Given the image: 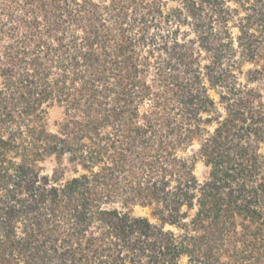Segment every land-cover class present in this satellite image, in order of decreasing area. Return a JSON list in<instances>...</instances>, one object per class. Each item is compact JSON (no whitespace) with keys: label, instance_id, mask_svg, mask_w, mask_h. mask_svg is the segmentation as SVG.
<instances>
[{"label":"trees","instance_id":"1","mask_svg":"<svg viewBox=\"0 0 264 264\" xmlns=\"http://www.w3.org/2000/svg\"><path fill=\"white\" fill-rule=\"evenodd\" d=\"M0 264H264V0H0Z\"/></svg>","mask_w":264,"mask_h":264},{"label":"rangeland","instance_id":"2","mask_svg":"<svg viewBox=\"0 0 264 264\" xmlns=\"http://www.w3.org/2000/svg\"><path fill=\"white\" fill-rule=\"evenodd\" d=\"M62 116V109L55 106L51 108L47 114V123L51 130L56 129V123L61 119ZM197 175L199 178H203L205 175V168L201 163H198L197 169H196ZM133 213L136 215H148L149 210L147 208H141L139 206H135L133 208Z\"/></svg>","mask_w":264,"mask_h":264}]
</instances>
